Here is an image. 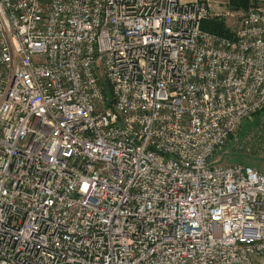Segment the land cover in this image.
Masks as SVG:
<instances>
[{"label":"built area","instance_id":"obj_1","mask_svg":"<svg viewBox=\"0 0 264 264\" xmlns=\"http://www.w3.org/2000/svg\"><path fill=\"white\" fill-rule=\"evenodd\" d=\"M248 1L0 0V264H264V173L213 159L264 108Z\"/></svg>","mask_w":264,"mask_h":264},{"label":"rangeland","instance_id":"obj_2","mask_svg":"<svg viewBox=\"0 0 264 264\" xmlns=\"http://www.w3.org/2000/svg\"><path fill=\"white\" fill-rule=\"evenodd\" d=\"M208 2L211 12L210 21L222 22L229 33H232L238 25L249 5L248 0H208ZM253 116L254 114L250 116L251 119L249 117L246 120H252ZM239 128L217 149L213 159L224 164L248 163L264 173V115L261 114L257 125L245 131L246 133L243 134Z\"/></svg>","mask_w":264,"mask_h":264},{"label":"trees","instance_id":"obj_3","mask_svg":"<svg viewBox=\"0 0 264 264\" xmlns=\"http://www.w3.org/2000/svg\"><path fill=\"white\" fill-rule=\"evenodd\" d=\"M201 27L205 30H208L212 33H216L219 35H223V36H229L231 35V33L228 32V29L226 27H224L223 23L220 21H210V19L204 20L202 22ZM264 113V108H262V110L260 109V111H257L256 113H254V116L252 117V120H246L244 119L241 124L239 125L240 128L239 130H241V132L246 133L245 131L249 130L251 127H254L257 125L258 123V119L259 117ZM241 134V133H240ZM242 135V134H241ZM230 136H228V138H230Z\"/></svg>","mask_w":264,"mask_h":264},{"label":"crops","instance_id":"obj_4","mask_svg":"<svg viewBox=\"0 0 264 264\" xmlns=\"http://www.w3.org/2000/svg\"><path fill=\"white\" fill-rule=\"evenodd\" d=\"M181 1L189 2V1H193V0H181Z\"/></svg>","mask_w":264,"mask_h":264}]
</instances>
